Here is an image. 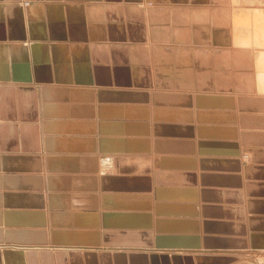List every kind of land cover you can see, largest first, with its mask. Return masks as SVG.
<instances>
[{
	"label": "crops",
	"instance_id": "crops-1",
	"mask_svg": "<svg viewBox=\"0 0 264 264\" xmlns=\"http://www.w3.org/2000/svg\"><path fill=\"white\" fill-rule=\"evenodd\" d=\"M231 6L0 0V264H264V90Z\"/></svg>",
	"mask_w": 264,
	"mask_h": 264
},
{
	"label": "rangeland",
	"instance_id": "rangeland-1",
	"mask_svg": "<svg viewBox=\"0 0 264 264\" xmlns=\"http://www.w3.org/2000/svg\"><path fill=\"white\" fill-rule=\"evenodd\" d=\"M236 7L238 8V10H237ZM255 7H257V8L259 7L261 9L263 8L262 10H264V0H236V1L235 0H232L231 10H234L233 11V14L235 15V17L233 15V20H232L233 36H235V34L238 33V35L235 36L234 41H235V44H237L238 46L243 47V48H247L248 50H250V52L252 53V56H253V60H254V67H256V62H257L256 61V54L255 53L256 52L259 53L260 51H264V38H262V37H264V29H257L256 30L257 32H255V33H254V30H253L254 27H255V25H256V27H258L256 22H258V23L260 21L261 22H264L263 21L264 20V17H260L262 20L259 19V21L258 20L255 21V15H257L259 13V11H257V14L255 13V15L253 13H250L251 10L253 8H255ZM261 9H260V11H261ZM239 11H242L243 13L242 12H239ZM240 14H241V16H240ZM242 14H243V16H242ZM263 16H264V14H263ZM237 21H240L241 25H239L238 23H236ZM259 27L264 28L263 23L260 24ZM235 28H237L238 31ZM241 28H243V29H241ZM244 29L246 30L247 34H243L241 32V30H244ZM258 30L260 31V33H258ZM235 32H237V33H235ZM239 33H241V34H239ZM259 34H261V35H259ZM241 36H243L244 39H242ZM236 39H238V40L236 41ZM254 50H256V52ZM258 56H259V54H258ZM257 68H258V66L256 67V70H258ZM249 155H250L249 152L248 151H245V152H243L241 154V157H242L243 160H248Z\"/></svg>",
	"mask_w": 264,
	"mask_h": 264
},
{
	"label": "bare ground",
	"instance_id": "bare-ground-1",
	"mask_svg": "<svg viewBox=\"0 0 264 264\" xmlns=\"http://www.w3.org/2000/svg\"><path fill=\"white\" fill-rule=\"evenodd\" d=\"M236 1V0H235ZM237 8V7H236ZM257 7H255V8H253L252 10H251V12L250 13H253L254 15H255V13L257 14V11H259V13L257 14V15H255V21H259V19H261L260 17H264L263 16V14H264V10H262L261 8H257ZM233 9V8H232ZM244 9V8H243ZM260 9H261V11H260ZM237 10H238V8H237ZM233 11L234 10H232V14H233ZM243 11V10H242ZM242 11H239V12H242ZM247 11V10H246ZM245 11V12H246ZM236 13V12H235ZM243 13V12H242ZM249 13V12H248ZM234 15V14H233ZM233 15H232V18H233ZM238 15V14H237ZM259 15V16H258ZM240 16H241V14H240ZM239 16V17H240ZM242 16H243V14H242ZM234 17H235V15H234ZM238 17V16H237ZM254 17V16H253ZM244 18V17H243ZM235 19V18H234ZM237 19V18H236ZM242 20V19H241ZM262 20V19H261ZM264 21V20H263ZM236 23H238L239 25H241V23H240V21H237ZM257 23V26L258 27H256V25H255V27H254V33L255 32H257L256 30L257 29H264V28H261V27H259L260 26V24H262L263 23V25H264V22H256ZM262 26V25H261ZM243 27V26H242ZM244 28V27H243ZM243 28H241V29H243ZM236 30H237V28H235ZM252 30V31H253ZM238 31V30H237ZM241 32L243 33V34H247V32H246V30L244 29V30H241ZM235 33H237V32H235ZM258 33H260V31L258 30ZM263 33V32H262ZM239 34H241V33H239ZM236 35H238V33L237 34H235V36ZM259 35H261V34H259ZM263 35V34H262ZM235 36H233L234 37V39H235ZM257 36V35H256ZM242 37V39H244V37L243 36H241ZM246 37V36H245ZM253 37V36H252ZM255 37V36H254ZM256 38V37H255ZM261 38V37H260ZM262 38H264V37H262ZM239 39V38H238ZM238 39H236V41L238 40ZM246 39V38H245ZM235 44V43H234ZM235 45H237V44H235ZM242 45V44H241ZM244 46V45H243ZM255 52H256V50H254ZM256 54V67L258 66V70H256L257 71V77L259 78V81H260V83L261 84H263V86H261L260 88L262 89V90H264V51H260L259 53L258 52H256L255 53ZM258 54H259V56H258ZM261 62V63H260ZM111 168V166H110V163L109 162H107V161H104V166H103V169H101L103 172H105V171H107V170H109Z\"/></svg>",
	"mask_w": 264,
	"mask_h": 264
},
{
	"label": "built area",
	"instance_id": "built-area-1",
	"mask_svg": "<svg viewBox=\"0 0 264 264\" xmlns=\"http://www.w3.org/2000/svg\"><path fill=\"white\" fill-rule=\"evenodd\" d=\"M102 160H107V159H106L105 157H104V158H102V159L100 160V163H101V161H102Z\"/></svg>",
	"mask_w": 264,
	"mask_h": 264
}]
</instances>
